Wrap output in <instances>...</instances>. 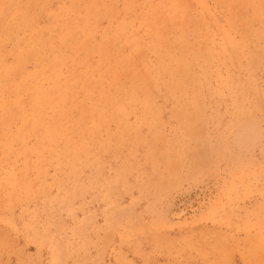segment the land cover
Returning <instances> with one entry per match:
<instances>
[{
  "label": "rangeland",
  "instance_id": "374dc122",
  "mask_svg": "<svg viewBox=\"0 0 264 264\" xmlns=\"http://www.w3.org/2000/svg\"><path fill=\"white\" fill-rule=\"evenodd\" d=\"M0 264H264V0H0Z\"/></svg>",
  "mask_w": 264,
  "mask_h": 264
},
{
  "label": "bare ground",
  "instance_id": "6f19581e",
  "mask_svg": "<svg viewBox=\"0 0 264 264\" xmlns=\"http://www.w3.org/2000/svg\"><path fill=\"white\" fill-rule=\"evenodd\" d=\"M181 15V14H180ZM179 16V15H178ZM182 16V15H181ZM181 19V18H180Z\"/></svg>",
  "mask_w": 264,
  "mask_h": 264
}]
</instances>
